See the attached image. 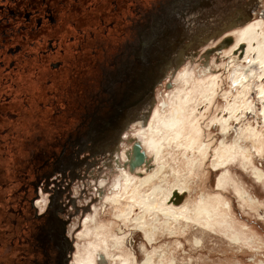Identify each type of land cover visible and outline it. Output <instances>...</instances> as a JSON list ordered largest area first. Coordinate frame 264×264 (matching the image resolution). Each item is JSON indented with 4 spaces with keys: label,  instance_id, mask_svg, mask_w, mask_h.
<instances>
[{
    "label": "flooded vegetation",
    "instance_id": "flooded-vegetation-1",
    "mask_svg": "<svg viewBox=\"0 0 264 264\" xmlns=\"http://www.w3.org/2000/svg\"><path fill=\"white\" fill-rule=\"evenodd\" d=\"M153 1L162 10L164 0ZM171 1L169 12L176 13V1ZM190 8L179 12L185 15ZM129 9L125 14L135 16L137 26L123 34L124 49L109 61V28L114 27L109 0H0V160L3 139L22 141L16 130L33 129V114L49 130L36 141L42 148L32 150V163L40 160L35 167H9L8 188L2 187L0 169L2 202L8 216L17 218L11 225L27 235L29 264H68L72 246L64 216L70 206L75 208L71 183L97 157L104 171L109 150L119 144L113 146L117 137L109 135V124L124 126L122 113L132 107L139 114L136 121L146 111L145 66L137 57L147 30L145 3ZM67 49L73 54L69 61ZM68 63L72 68L67 71ZM109 69L114 92H109ZM82 153L87 155L82 158ZM95 172L86 177L95 180Z\"/></svg>",
    "mask_w": 264,
    "mask_h": 264
},
{
    "label": "bare ground",
    "instance_id": "bare-ground-1",
    "mask_svg": "<svg viewBox=\"0 0 264 264\" xmlns=\"http://www.w3.org/2000/svg\"><path fill=\"white\" fill-rule=\"evenodd\" d=\"M263 5V14L261 11L256 19L231 26L230 20L226 21L228 28L207 43L208 51H213L203 57L211 63L200 61L202 65L197 66V71V68L191 69L199 59L197 50L187 56L171 76L172 86H179L176 99L166 93L165 99L156 100L146 125L143 126L140 119L125 131L119 144L109 150V160L103 163L107 172L100 169L94 175L98 191L95 200L102 207H111L115 212L114 220L123 226H132L129 230L140 234L149 246L154 243L161 226L170 237L176 235V230L182 234L192 230L191 245L196 248L202 247V238L213 237L227 243L231 251L242 253L244 250V255L250 252L255 264H264L258 257L264 255V241L255 240L250 227L235 217L231 203L219 194L222 191L220 179L214 185V194L205 191L208 148L196 128V121L203 116L202 108L206 110L217 99L224 74L232 88L240 90L242 86L245 94L252 81L264 78ZM213 58L221 64L217 65ZM260 91L264 92V87ZM235 106L228 104L225 109L229 119H233ZM216 122L222 125L221 134L225 132L223 121ZM133 141L139 142L144 158L140 166L130 169L129 164L134 160L132 146L122 150L120 145L126 142L132 145ZM215 157L214 171L225 164L217 154ZM111 176L116 178L110 184ZM253 178L258 184L264 183V172L256 171ZM107 187L110 196L109 192L104 194ZM234 191L240 203L251 210L257 208L259 202L249 193L237 188ZM99 212L100 209L93 205L79 220L73 235L74 255L71 253L69 264H101L103 260L115 264H165L164 254H158L159 261L155 263L156 251L146 252L140 263L131 253L121 254L126 235L111 232V224L99 220ZM147 218L151 219L150 223ZM258 220L264 223V215H259ZM166 264H175L174 259Z\"/></svg>",
    "mask_w": 264,
    "mask_h": 264
},
{
    "label": "rangeland",
    "instance_id": "rangeland-1",
    "mask_svg": "<svg viewBox=\"0 0 264 264\" xmlns=\"http://www.w3.org/2000/svg\"><path fill=\"white\" fill-rule=\"evenodd\" d=\"M126 1L109 0V23L114 24V27L109 28V61L111 58L116 59L117 52L124 49L125 39L127 37H124L123 34L129 32V29L132 28L131 25L137 26V18L125 14L132 12L131 9H129L131 5H135L136 8L139 4L145 3L146 12L144 14L146 28L150 29L157 21H165L168 18L179 15V11L189 6L192 0H174L176 1V13L169 12V6L170 3H172L171 0L162 1V10L157 9L158 4L153 0ZM214 1L211 8L205 11L208 15H205L202 19L199 18L196 23L194 22L192 30L218 26L221 22H224L223 19L225 17L232 16L233 12L238 8H254L250 14V20L256 19L262 11L261 7L264 4V0ZM115 4L118 6L116 7ZM173 5L174 4H172V6ZM192 17L194 16H190L188 20ZM130 41H133V39ZM210 41H214V39L209 40V42ZM208 45L209 44H205V46H200L196 49V57L199 59L195 61V66L191 67V69H196L199 65L201 66L202 64L200 61H205L207 64L208 62L211 63L210 59L204 60L205 58L203 57L207 55L206 53L213 51H208V49H210ZM66 52L65 58L69 61L73 54L69 49H67ZM212 60H214L215 63L217 62V65L221 64L220 60H216L215 58ZM68 64H66L67 71L72 68V65ZM196 70L198 71V68ZM222 77L223 81L219 86L217 99L214 101L213 105H210L206 110L202 108L201 113L203 116L200 120L198 118L196 121V128L199 130L200 139L208 148L203 185L206 192L214 194V185L216 181L220 179L222 191L219 194L222 195L223 199L231 203L233 207L232 212L235 217L239 219V222H244L250 227L251 235L254 239H260L263 242L264 223L258 220V216L264 215V183H256L253 176L258 170L264 172V92L260 91L264 87V78H262L263 80L252 81V84H249L248 92L245 94V92L242 91V86L240 90L234 87L232 88L233 85L227 79L226 74ZM96 78L98 81V73ZM113 81H115V79L113 78L112 71L109 69V92L115 91V89H112ZM168 81L172 84L174 83V80L172 81V78H170V74L165 81L156 87L155 98L157 101H161L160 99L162 98L165 99L164 95L166 93H169L170 98L176 99L179 86L178 84L177 86L173 85L171 90H167L165 84ZM225 94L226 97H224ZM228 104L237 105L235 106V113L232 114L233 119H229V112L225 110ZM217 120H222L224 128L226 129L222 134V125L217 123ZM30 122L34 127L33 129L16 130L18 132V139H22V141L18 140V142L8 144L5 142V139H3L0 160L3 188L9 187H6V183L12 178L9 174V167L11 165L15 164L18 167V171L27 168L30 170L32 166L35 167V162H40V160H35L32 163L34 159L32 157L34 153L32 150L39 151V149L42 148L43 145L36 141L45 138L49 130L43 128V121L37 119L36 114L31 116ZM130 146H132L131 143L126 142L121 144L120 148L126 150L129 149ZM216 154L225 164L214 171V165L217 163ZM85 155H87V153H82V158H84ZM90 161L91 159H89V162ZM91 162L93 166L88 171L82 167L79 172V178L71 183V188L74 191L71 193V196L73 197L72 200L75 202V208L70 206L64 216L69 222L67 232L69 234L68 238L71 241V246L75 243L72 239V234L77 230L80 222L79 220L88 213L89 207L96 205V208L100 209L99 213H101L99 214V220L109 222V224H111L110 231L114 234L118 236L126 235L125 247L121 249V254L127 255L131 253L138 263L144 259L146 252L156 251L154 256L155 263L159 261L157 258L158 254H164L166 257L165 260H167L164 261L165 264L172 259H174L175 264H255V262H252L254 257L250 255V252L244 255V250L242 253L237 250L231 251L227 243L214 239L213 237L202 238L203 244L201 248L192 246L191 240L194 237L192 235V230L184 234L176 230V235L170 237L167 231H163L164 226H161L156 233L154 243L151 246L147 245L140 234H136L134 231L129 230L132 226H123L122 223H118L114 220L115 212L111 207H102V205H100L101 203L95 200L98 193L97 188L94 186L95 180L89 175L86 177V174L91 170L96 171L95 173L97 174V170L102 168L101 165L103 161L97 157V160L94 159ZM63 163H66V161ZM103 169L104 173H106L107 170H105L104 167ZM26 173H28V171ZM115 178V176H111L109 183L111 184L112 180ZM236 188L249 193L253 199L255 198V200L259 202L257 208L251 210L245 204L240 203L235 196L234 190ZM108 191L110 196L111 192L109 189ZM108 191L106 190L107 193ZM3 195H5V192L0 195V264H29L30 257L28 256V245L26 244L27 235L24 231L20 232L17 230L15 225H11L10 222H16L17 218L13 215L10 217L8 216L7 210L9 208L6 203L2 202ZM39 208L42 209L43 207L40 206ZM146 221L150 223L151 219L147 218ZM196 237L199 236L196 235ZM70 250L69 262L72 248ZM258 257L264 261L263 254ZM101 264L115 263L103 260Z\"/></svg>",
    "mask_w": 264,
    "mask_h": 264
},
{
    "label": "water",
    "instance_id": "water-1",
    "mask_svg": "<svg viewBox=\"0 0 264 264\" xmlns=\"http://www.w3.org/2000/svg\"><path fill=\"white\" fill-rule=\"evenodd\" d=\"M213 2L215 1L192 0L190 11L187 14L181 15L179 13L176 17L168 18L165 21H157L158 23H154L150 29H147L140 36V47L137 57L144 61L145 71L141 82L145 85L146 90V111L141 119L143 126L146 125L155 103V88L165 81L169 74L171 78L184 64L191 52L200 46H204L209 40L220 36L228 28V26L223 25L228 19L230 20L229 26L237 22H248L254 9L252 7L248 9L238 8L232 16L225 17L223 19L224 22H221L218 26L192 30L194 22L196 23L199 18L202 19V17L208 15L205 11L211 8ZM261 14H263V11ZM190 16L194 17L188 20ZM171 87V82H166L165 88L169 90ZM122 115L124 116V126L109 124V135L117 137L113 146L119 142V137L123 132H127L132 125L137 123L136 120L139 117L136 107L130 108L128 111L123 112ZM131 148L134 160L129 164L130 169L140 166L144 158V152L141 150L139 142L133 141Z\"/></svg>",
    "mask_w": 264,
    "mask_h": 264
}]
</instances>
